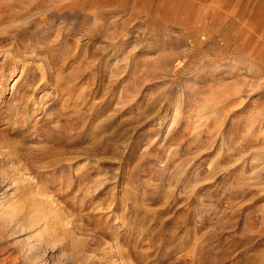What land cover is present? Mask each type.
Masks as SVG:
<instances>
[{
  "label": "rangeland",
  "instance_id": "rangeland-1",
  "mask_svg": "<svg viewBox=\"0 0 264 264\" xmlns=\"http://www.w3.org/2000/svg\"><path fill=\"white\" fill-rule=\"evenodd\" d=\"M0 264H264V0H0Z\"/></svg>",
  "mask_w": 264,
  "mask_h": 264
}]
</instances>
